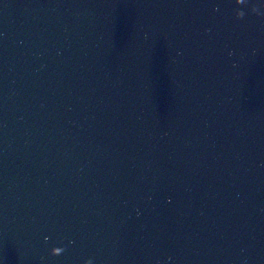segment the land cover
<instances>
[{"label":"water","instance_id":"water-1","mask_svg":"<svg viewBox=\"0 0 264 264\" xmlns=\"http://www.w3.org/2000/svg\"><path fill=\"white\" fill-rule=\"evenodd\" d=\"M262 3L0 0V264H264Z\"/></svg>","mask_w":264,"mask_h":264},{"label":"clouds","instance_id":"clouds-1","mask_svg":"<svg viewBox=\"0 0 264 264\" xmlns=\"http://www.w3.org/2000/svg\"><path fill=\"white\" fill-rule=\"evenodd\" d=\"M235 4L237 6L246 5L247 4V0H235ZM260 9H264V3L260 4L259 8L256 5H252L250 7L249 11H250L251 14H254V15H257V16L264 15V13H262L260 11ZM234 14H235L237 19H240V18H242L245 15L244 11L241 10V8H239V7H237L234 10ZM52 249L58 250L59 251V255L62 254V252L64 251L63 247H53V248H51V250ZM87 264H91V261L90 260L87 261Z\"/></svg>","mask_w":264,"mask_h":264}]
</instances>
